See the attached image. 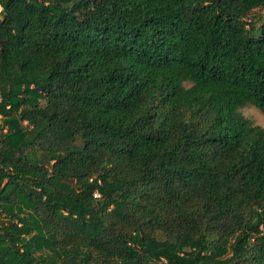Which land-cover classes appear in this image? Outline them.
<instances>
[{
    "label": "trees",
    "instance_id": "trees-1",
    "mask_svg": "<svg viewBox=\"0 0 264 264\" xmlns=\"http://www.w3.org/2000/svg\"><path fill=\"white\" fill-rule=\"evenodd\" d=\"M264 0H0V264H264Z\"/></svg>",
    "mask_w": 264,
    "mask_h": 264
},
{
    "label": "rangeland",
    "instance_id": "rangeland-1",
    "mask_svg": "<svg viewBox=\"0 0 264 264\" xmlns=\"http://www.w3.org/2000/svg\"><path fill=\"white\" fill-rule=\"evenodd\" d=\"M242 112L244 115L251 117L255 123L264 127V114H262L256 107L254 106L243 107Z\"/></svg>",
    "mask_w": 264,
    "mask_h": 264
}]
</instances>
